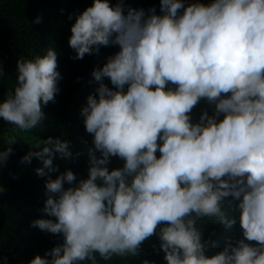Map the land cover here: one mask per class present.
I'll return each mask as SVG.
<instances>
[{"label": "clouds", "instance_id": "clouds-1", "mask_svg": "<svg viewBox=\"0 0 264 264\" xmlns=\"http://www.w3.org/2000/svg\"><path fill=\"white\" fill-rule=\"evenodd\" d=\"M160 10L125 12L122 0H93L76 16L68 41L72 59L119 47L93 70L98 95L81 110L100 158L89 150L88 177L78 182L70 170L48 175L57 171L55 154L72 156L66 140L49 136L22 158L40 159L43 167L35 171L48 176L42 211L49 218L31 226L64 241L28 264L138 256L153 235L167 264H264V0L187 6L160 0ZM57 67L51 48L18 59L16 85L0 102V119L25 132L41 125L43 106L55 103L60 91ZM3 75L0 67V80ZM202 98L215 105L214 113L205 111L192 123L190 113ZM14 142L0 151V166ZM110 157L123 160V167L110 171ZM229 197L238 201L231 217L224 206ZM237 214L243 238L226 239L222 251L207 256L209 242L197 222L210 218L231 228Z\"/></svg>", "mask_w": 264, "mask_h": 264}, {"label": "trees", "instance_id": "trees-1", "mask_svg": "<svg viewBox=\"0 0 264 264\" xmlns=\"http://www.w3.org/2000/svg\"><path fill=\"white\" fill-rule=\"evenodd\" d=\"M116 2L110 0L112 5ZM122 2L125 12L132 8L144 9L147 13L148 9L155 8L156 14H162L160 0ZM183 2L187 6L193 0ZM200 2L207 5L212 0ZM92 3L93 0H0V67L4 74L0 80V102L16 85L18 59L43 56L51 48L57 53V71L62 76L58 82L60 91L55 96V103L49 102L43 106L46 119L37 128L25 132L0 119V151L6 150L10 141H15L6 162L0 166V258L6 257V262L0 259V264H28L35 256H44L45 252L64 242L62 235L31 226L34 220L49 218L42 211L47 199L45 182L48 176H38L35 171L43 167L40 159L33 157L30 163H22V158L29 151L39 150V141L49 136L66 140L70 142L72 156L63 158L55 154L53 166L57 171L48 172V175L55 179L70 170L77 182L88 177L91 167L89 150L93 149V154L100 158V153L94 151L93 136L86 131L81 110L90 95H98L97 89L101 82L93 78V70L102 67L107 57L118 52L119 47H101L98 55L86 54L83 59H72L75 52L68 43L76 16ZM70 15L72 19H69ZM37 17L40 18L39 23L35 22ZM103 83L114 87L108 78ZM169 86L175 88L174 85ZM214 110L215 105L202 98L190 113L191 122L198 123L203 112L211 116ZM219 119H223V114ZM156 155L159 157L160 153L157 151ZM123 164L124 161L119 157H110L108 168L111 171L123 167ZM64 186L69 187L67 184ZM237 203L231 197L224 200L225 210L230 217ZM197 227L202 228V240L209 242L206 251L209 257L223 250L226 239L235 241L243 238L238 214L237 223L231 228H225L210 218L199 220ZM143 260L167 264L160 250L158 235L143 242L138 256L113 257L110 261H100V264H142Z\"/></svg>", "mask_w": 264, "mask_h": 264}]
</instances>
